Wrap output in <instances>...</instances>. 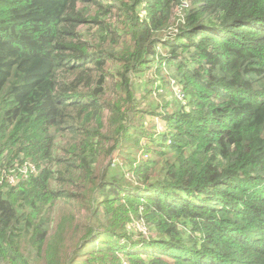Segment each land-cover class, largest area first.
Returning <instances> with one entry per match:
<instances>
[{"label": "trees", "instance_id": "16d2710c", "mask_svg": "<svg viewBox=\"0 0 264 264\" xmlns=\"http://www.w3.org/2000/svg\"><path fill=\"white\" fill-rule=\"evenodd\" d=\"M81 255L264 264V0H0V264Z\"/></svg>", "mask_w": 264, "mask_h": 264}, {"label": "rangeland", "instance_id": "374dc122", "mask_svg": "<svg viewBox=\"0 0 264 264\" xmlns=\"http://www.w3.org/2000/svg\"><path fill=\"white\" fill-rule=\"evenodd\" d=\"M177 9H178V8H175V10H177ZM142 13L145 14V11H143ZM177 13L179 14V11H178V10H177ZM164 70H165V69H163V71H164ZM152 76H153V75H152ZM175 89H178V88H175ZM179 90L181 91V89H180V88L178 89V92L180 93ZM153 120H155V116H153ZM153 120L146 122V124L148 125L150 122H153V126H154V124H155V125L158 124V127L156 128V129H157L156 131H157V132H158V131H161V129H162V124H160V123H158V122H156V121L154 122ZM154 127H155V126H154ZM164 127H165V126H164ZM144 153H145V152H144ZM118 155H120V151H117V154H116V157H117L116 160H118L117 164L120 166V165H123V164H122L123 162H122L121 160H119V156H118ZM140 155H141V154H140ZM148 155H150L149 152L145 153L144 155H143V152H142L141 158L146 159V158H148ZM142 156H144V157H142ZM119 163H120V164H119ZM114 164H115V163H114ZM59 189H60V190H63V187H62V186H59ZM61 206H62V203L58 204L57 209H61ZM83 213H85V212H83ZM148 234H149V233H148ZM80 257H82V258H77V259H78V261H77L78 264H80V262H79L80 260H82V261L85 260V257H86V256L84 257V256L81 255ZM124 264H125V261H124Z\"/></svg>", "mask_w": 264, "mask_h": 264}, {"label": "built area", "instance_id": "2783aa9c", "mask_svg": "<svg viewBox=\"0 0 264 264\" xmlns=\"http://www.w3.org/2000/svg\"><path fill=\"white\" fill-rule=\"evenodd\" d=\"M23 173H26L27 171H28V169H27V167L26 166H24L23 168H22V170H21Z\"/></svg>", "mask_w": 264, "mask_h": 264}]
</instances>
